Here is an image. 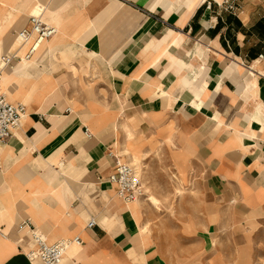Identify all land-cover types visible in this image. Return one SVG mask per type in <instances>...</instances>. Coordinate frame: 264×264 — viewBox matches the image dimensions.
<instances>
[{
	"label": "crops",
	"instance_id": "obj_1",
	"mask_svg": "<svg viewBox=\"0 0 264 264\" xmlns=\"http://www.w3.org/2000/svg\"><path fill=\"white\" fill-rule=\"evenodd\" d=\"M224 2L0 0V92L27 109L0 145V264H43L24 222L81 239L61 264H264V0ZM39 14L57 33L2 70ZM154 157L200 199L170 242L107 181Z\"/></svg>",
	"mask_w": 264,
	"mask_h": 264
},
{
	"label": "built area",
	"instance_id": "obj_2",
	"mask_svg": "<svg viewBox=\"0 0 264 264\" xmlns=\"http://www.w3.org/2000/svg\"><path fill=\"white\" fill-rule=\"evenodd\" d=\"M229 1L230 0H225L224 4H227ZM56 33V28L47 24L43 20L42 14L32 16L29 26L19 31L17 37L22 45H27L31 42H34V45L23 59L17 56V54L2 57V70L12 68L17 62L23 60L29 61L38 45L50 40ZM26 115L27 109L23 104L10 103L5 94L0 92V145L5 144V142L12 137L13 133L21 127L22 121ZM88 133L89 131L86 129V134L89 135ZM107 181L118 187L117 197L126 204L138 200L145 194L144 186L137 176L135 168L119 159L116 160L114 173ZM95 225V220H91L87 228H93ZM21 226L27 228L32 237L33 249L28 253V258L32 260L38 259L43 264H61L70 246L82 245V241L79 237L73 240H61L55 244H48L46 237L37 233L30 222H24ZM0 236L6 238L5 234L1 231Z\"/></svg>",
	"mask_w": 264,
	"mask_h": 264
},
{
	"label": "rangeland",
	"instance_id": "obj_3",
	"mask_svg": "<svg viewBox=\"0 0 264 264\" xmlns=\"http://www.w3.org/2000/svg\"><path fill=\"white\" fill-rule=\"evenodd\" d=\"M131 165L135 170L138 168ZM143 171L147 174H140L138 169L136 172L145 178L143 183L146 190L143 199H148L146 204L151 217L149 226L163 234L168 242L172 236L179 238L188 216L196 215L199 210V194L189 183H180L163 158L154 157L148 160V166ZM151 196L157 199V202L150 200Z\"/></svg>",
	"mask_w": 264,
	"mask_h": 264
},
{
	"label": "bare ground",
	"instance_id": "obj_4",
	"mask_svg": "<svg viewBox=\"0 0 264 264\" xmlns=\"http://www.w3.org/2000/svg\"><path fill=\"white\" fill-rule=\"evenodd\" d=\"M134 160H135V159H134ZM134 162L137 164V161H136V160H135ZM136 164H135V165H136ZM135 165H134V166H135ZM136 168H137V166H136ZM137 169H138V168H137ZM138 170H139V169H138Z\"/></svg>",
	"mask_w": 264,
	"mask_h": 264
}]
</instances>
